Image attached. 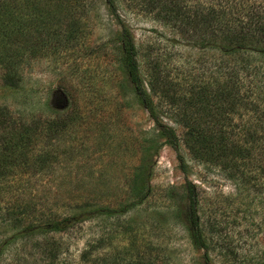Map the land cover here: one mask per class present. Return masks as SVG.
Listing matches in <instances>:
<instances>
[{"label":"rangeland","instance_id":"rangeland-1","mask_svg":"<svg viewBox=\"0 0 264 264\" xmlns=\"http://www.w3.org/2000/svg\"><path fill=\"white\" fill-rule=\"evenodd\" d=\"M214 9L246 21L264 0H0V264H264V146L241 184L190 155L162 101L173 147L120 61L126 29L145 88L152 74L176 93L212 78L224 38L199 15ZM252 36L238 48L263 69L264 34ZM56 118L58 131L30 125ZM187 181L207 248L190 238Z\"/></svg>","mask_w":264,"mask_h":264},{"label":"trees","instance_id":"trees-1","mask_svg":"<svg viewBox=\"0 0 264 264\" xmlns=\"http://www.w3.org/2000/svg\"><path fill=\"white\" fill-rule=\"evenodd\" d=\"M105 1L113 6V0ZM224 13V9H214L199 15V19L200 23L204 25L205 31L219 34L224 38L223 47L220 48L227 59L221 61L220 65L215 68V76L210 79H202L198 83L190 82L180 93H176L174 84L160 78L157 74H152L149 77L147 80L148 89L145 88L139 75L136 48L126 29H123L119 35L120 61L132 82L134 95L147 109L149 115L158 125L160 134L166 137L169 144L177 148L180 139L172 126L158 121L157 114L161 112L158 105L162 104V101L172 107V109H167L168 112L173 111L168 115L171 120L185 129L182 141L190 155L199 161L220 165L222 169L226 170L229 178L245 184L244 180L248 182L254 175L250 176L251 173L248 169L249 174L243 168L253 165L251 158L255 156L257 150H262V146H264L262 141L264 140V127L260 119V117H264V112H260L259 94L261 91L260 76L264 75V68L256 65L252 56L240 52L238 46L245 38L246 42L254 39L252 35L255 32L264 34V14L260 11H253L250 13L251 17L246 21L239 17L230 23L232 19L230 21L224 19ZM175 14L179 19L177 21L183 23L184 14L176 11ZM8 15L11 14L8 13ZM163 17L166 19L171 16ZM248 21L253 23H248ZM247 30L253 31L250 39L246 35ZM245 115L246 117H244ZM65 122H67L66 119L59 118L37 119L30 125L36 132L58 131L64 127ZM16 142L13 135H10L6 142V148L14 147ZM178 155L182 161V156ZM258 170L261 173L264 172L262 166H259ZM185 186L189 199L186 216L190 238L196 246L207 248L199 227L195 185L187 181ZM135 188L136 196L141 198L143 187L139 185ZM94 210L97 211V209ZM67 218L72 220V217ZM67 218L62 221L66 222ZM124 262L126 264L133 263L130 260Z\"/></svg>","mask_w":264,"mask_h":264}]
</instances>
